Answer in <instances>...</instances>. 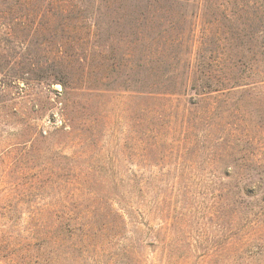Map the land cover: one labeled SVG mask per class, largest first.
<instances>
[{"label": "rangeland", "instance_id": "rangeland-1", "mask_svg": "<svg viewBox=\"0 0 264 264\" xmlns=\"http://www.w3.org/2000/svg\"><path fill=\"white\" fill-rule=\"evenodd\" d=\"M212 1L0 0V72L46 70L0 87V264H264V76L174 94L235 25ZM59 15L80 108L57 135Z\"/></svg>", "mask_w": 264, "mask_h": 264}, {"label": "trees", "instance_id": "trees-1", "mask_svg": "<svg viewBox=\"0 0 264 264\" xmlns=\"http://www.w3.org/2000/svg\"><path fill=\"white\" fill-rule=\"evenodd\" d=\"M172 1V0H171ZM177 1V0H174ZM195 2L201 0H194ZM170 2V1H166ZM213 2V7H210L211 10L216 12L215 16H222L231 24L235 21V25L232 26L233 28L237 29L236 31V39L237 43L232 50L229 46V42L233 39V36L230 38L229 33L231 32L232 28H227L225 32H222L221 35L218 37L219 43H223L226 47H222L221 51H218L214 48H202L207 40L204 38L207 34V31L203 32V36L198 38L199 42L196 44V48H202L205 50V55L202 63L199 65L191 64L187 71L193 73V75L188 77L183 82H179L181 84V89L177 85H175V89L177 91L174 92H181L184 93L186 89L193 90L197 94H205L207 92H219V91H231L235 87L239 86V82L236 81L243 80L248 77H252L255 75H263L264 76V69L262 71L258 70L259 65H264V0H215ZM48 8L50 11L52 8V4L49 3ZM166 8V7H165ZM168 10H172L167 8ZM59 20V26H62L63 34L60 35L58 48L55 50V57L57 64L53 63L49 65V68L53 70L50 77L54 80H58L63 85V90L59 94L64 96V101L62 102V106L60 108V120L61 125L55 127L54 134H68L72 130H75V126L71 121H73V112L79 110V104L72 102L70 99V95H72V87L68 83L69 75L71 74L70 70V62L68 60L72 56L69 51L73 49L72 46H69L70 43L76 42L81 40L78 31H76L75 35H73L74 39H71L70 32L67 30L68 26L70 27V16L68 15H59L58 17H54ZM35 28V27H34ZM66 30V31H65ZM35 32V30H33ZM247 39V40H245ZM151 40V38H149ZM173 41V39H172ZM167 44V42H165ZM214 43H216L214 41ZM194 46V43H193ZM216 51L219 53L216 54ZM161 51L157 48L156 53L159 54ZM2 65H0L1 67ZM197 66V67H196ZM24 68H26L24 66ZM41 65H37L34 69L24 70V75L22 73H18L13 69H4L3 73L0 72V87L10 85L12 82H24L25 84H29V82L25 81L28 79H36L39 80L42 78V74L45 73L46 70ZM247 73V75H246ZM32 74L33 77H28ZM246 75V76H244ZM215 79L221 83V87L219 85H211L209 80L212 81ZM227 82V83H226ZM234 84L231 86L225 85ZM176 84V83H174ZM178 84V83H177ZM129 90V89H126ZM36 135V132H35ZM52 135V134H51ZM48 136L49 138L51 137ZM47 138V137H46ZM53 158V164L56 169H61L59 163L61 162L59 159ZM56 169H52L51 171H55ZM56 172V171H55ZM51 172L47 175H38L37 183H43V188H61L59 182L60 173ZM59 174V175H58ZM70 175L69 173H67ZM74 176V174H71ZM70 185L73 184L72 181H67ZM262 183H258L256 189H249V186H246V189H243V197L250 196L254 197L257 196L258 188L261 186ZM260 201H264V195L262 196ZM50 210V209H49ZM48 210V211H49ZM44 212H47L44 210ZM44 214L43 212H41Z\"/></svg>", "mask_w": 264, "mask_h": 264}]
</instances>
